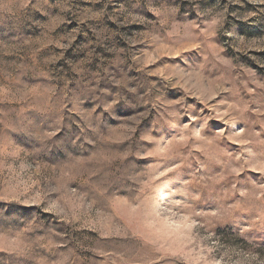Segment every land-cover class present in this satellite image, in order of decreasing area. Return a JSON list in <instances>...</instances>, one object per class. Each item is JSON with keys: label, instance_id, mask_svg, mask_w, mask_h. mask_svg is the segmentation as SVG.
Instances as JSON below:
<instances>
[{"label": "rangeland", "instance_id": "obj_1", "mask_svg": "<svg viewBox=\"0 0 264 264\" xmlns=\"http://www.w3.org/2000/svg\"><path fill=\"white\" fill-rule=\"evenodd\" d=\"M0 264H264V0H0Z\"/></svg>", "mask_w": 264, "mask_h": 264}]
</instances>
